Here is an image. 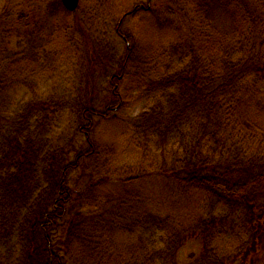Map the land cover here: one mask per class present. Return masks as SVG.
Here are the masks:
<instances>
[{
	"label": "trees",
	"instance_id": "16d2710c",
	"mask_svg": "<svg viewBox=\"0 0 264 264\" xmlns=\"http://www.w3.org/2000/svg\"><path fill=\"white\" fill-rule=\"evenodd\" d=\"M34 1L0 6V253H20L13 264H264V0H153L177 16L160 27L176 40L160 55L128 43L117 74L114 55L99 68L114 99L125 76L136 79L134 99L151 102L127 128L152 160L111 173L109 160L98 162L93 119H109L123 102L98 111L91 88L100 80L87 77L74 98L17 101L29 67L21 41L41 10ZM150 8L137 4L128 15ZM67 109L83 144L51 136ZM140 183L164 192L132 190ZM191 193L201 197L194 213L182 206ZM194 239L201 252L180 261Z\"/></svg>",
	"mask_w": 264,
	"mask_h": 264
},
{
	"label": "rangeland",
	"instance_id": "374dc122",
	"mask_svg": "<svg viewBox=\"0 0 264 264\" xmlns=\"http://www.w3.org/2000/svg\"><path fill=\"white\" fill-rule=\"evenodd\" d=\"M36 1L39 3L36 4ZM54 1H34L38 9L41 6V10L36 12L39 15L38 22L30 28L29 33L24 35L21 41L22 51H19V57L29 67H27L28 72L25 73L26 86L16 88L17 101H24L33 95L52 96L54 93L64 98H74L80 94L82 81H85L87 77L94 78L93 82L96 84L100 80L101 84L97 85L96 89L91 88L93 89L91 96L101 107L97 110L105 113L107 107L117 104V101L118 103L122 101L123 104L112 109L109 119L98 120V117L93 119L95 125L92 130L93 139L103 148L100 151L102 154L98 160L99 164L109 160L110 164L107 167L110 173L129 165L144 164L145 167L152 158L143 157L141 152L143 150H138L141 147L135 148L138 143L134 140H139L140 136L133 135L131 140V129L127 128V123L133 125L131 119L146 112L151 102L148 99L135 100L138 97L136 79L125 76L120 80L116 90L117 96L114 99L109 80L102 76L99 68L114 55V58L112 57L114 66L110 69V74H117V70L125 59L128 43L132 44L131 47L136 53L148 50L160 55L163 48L170 44L169 42L176 40L175 34L169 29L160 27L164 25L166 18L172 19L175 23L177 16H169L164 6L155 9L153 0H80L79 12L78 9L71 12L66 7L65 10L60 5L58 10L50 12ZM2 3L4 0H0V6ZM137 4L143 7L149 6L151 11L128 15ZM82 12L87 16V21H80L79 16ZM124 37H128L130 42ZM19 42L14 40L15 45ZM157 64L159 69H162V62ZM130 96L133 97L132 101L125 103V97ZM74 111L68 109L59 111L57 122L51 124L54 131L51 136L64 135L63 142L69 143V140L77 135L76 141L79 140L83 144L86 138L84 135L76 134L78 123ZM106 153L111 155H104ZM161 154V151L153 152V163L156 162V165ZM74 155H76L75 152L71 154V157ZM98 171L100 173H96V176L103 175L101 170ZM140 185L141 183L135 184L131 188L137 191H145L147 188L148 193L154 195L164 192L161 183H152L150 186ZM111 189L114 191V188ZM190 196L194 197L190 198L192 203L182 206L194 213L198 209L195 205L196 200L201 197L196 193H191ZM194 201H196L195 204ZM200 252L201 242L194 239L180 250L178 258L184 262L189 260L190 255ZM19 256L20 253L17 252L0 253V264H13Z\"/></svg>",
	"mask_w": 264,
	"mask_h": 264
},
{
	"label": "water",
	"instance_id": "95a60500",
	"mask_svg": "<svg viewBox=\"0 0 264 264\" xmlns=\"http://www.w3.org/2000/svg\"><path fill=\"white\" fill-rule=\"evenodd\" d=\"M80 0H62L63 5L70 11H74L78 5Z\"/></svg>",
	"mask_w": 264,
	"mask_h": 264
}]
</instances>
